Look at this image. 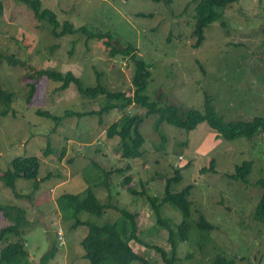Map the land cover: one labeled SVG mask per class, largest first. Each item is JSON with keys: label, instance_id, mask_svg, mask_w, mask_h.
Here are the masks:
<instances>
[{"label": "rangeland", "instance_id": "obj_1", "mask_svg": "<svg viewBox=\"0 0 264 264\" xmlns=\"http://www.w3.org/2000/svg\"><path fill=\"white\" fill-rule=\"evenodd\" d=\"M38 1L55 12L61 24L69 21L76 28L109 33L113 48L104 44L105 39L88 38L81 28L57 37L31 7L18 0H0V87L14 94L10 112L0 114V177L15 158L26 156L40 160L42 181L33 193V181L17 180V193L32 194L18 199L0 180V205L27 211L31 225L24 238L30 264H38L54 244L58 252L51 264H91L81 244L88 227L76 226L75 219L64 220L57 204L60 196L89 188L100 204L110 207L102 216L82 213L80 219L103 224L118 220V210L138 214L143 242L132 240L130 247L153 263L166 264L151 247L159 245L171 254L169 231L159 222L149 197L161 204L166 182L176 172L182 180L172 185L173 193L193 187L192 227L189 238L177 245L176 264H211L218 254H226L235 264H264V224L255 219L262 196L258 182L264 179L263 131L252 138L228 140L206 121L192 130L167 123L157 130L152 115L141 126L145 155L124 159L119 137L106 135L107 126L121 116L120 110L103 113L100 122L96 113L65 115L66 111H99L105 97L93 100L82 96L74 84L59 90L62 83L30 78L40 70L72 72L86 88L101 84L107 91L130 96L134 64L128 55L111 52L133 45L151 65L148 94L160 105L203 110L209 96L225 121L264 117V0H239L222 10L197 48L193 30L199 0ZM11 55L17 66L5 61ZM32 83L34 94L29 100ZM37 111L50 112L60 120ZM146 111L137 106L127 109ZM248 161L253 168L247 183L230 178L236 167ZM103 171L112 173L104 177ZM126 177L131 178L129 184L124 183ZM128 187L138 194L129 193ZM161 215L173 227L183 220L170 204L161 208ZM200 217L214 228L200 230ZM7 242L0 241V251Z\"/></svg>", "mask_w": 264, "mask_h": 264}, {"label": "trees", "instance_id": "obj_2", "mask_svg": "<svg viewBox=\"0 0 264 264\" xmlns=\"http://www.w3.org/2000/svg\"><path fill=\"white\" fill-rule=\"evenodd\" d=\"M23 4L31 7L34 11V16L38 20H46L53 28V34L61 37L68 33H76L80 28L87 34L88 38H96L99 40L105 39L104 44L107 47L112 46L111 35L102 31H94L86 26L76 28L69 21L63 24L57 18L54 11L48 8H42L38 0H18ZM162 2L164 0H153ZM169 1V0H168ZM239 2V0H199L195 11V24L193 33L196 36L194 47H200L205 40V29L212 23L218 21L222 16V10H225L229 5ZM61 28V30H60ZM128 55L134 64L133 87L134 92L128 96L124 92L107 91L101 84L96 87L86 88L82 81L77 78L72 72L62 73L57 71L40 70L34 75H31L32 80L36 78L46 77L55 82L62 83L59 90L69 88L71 84L77 87L78 92L90 99H97L99 96L105 97L104 105L99 111L78 112L66 111V116H85L99 114V117L108 111L120 110L121 116L111 122L106 128V135L109 138L114 136L119 137V152L124 159H136L145 155L144 145L146 136L141 132V126L146 119L152 115L156 116L155 128L160 130L165 123L172 124L178 128L192 130L203 121H206L219 136H223L228 140L239 137L252 138L259 132H264V117H255L251 120H231L225 121L224 118L217 112L212 105V100L206 96L203 110H183L176 105L162 106L158 102L152 100L148 94L150 80L153 77L151 65L143 58L139 57L136 48L133 45H126L124 48L113 50ZM3 55L0 54V64L2 63ZM5 61L12 66H17L18 60L11 55L6 57ZM30 97L34 94V83L30 85ZM14 94L3 90L0 87V114L7 115L10 112ZM137 106L147 110L145 113H129L127 109ZM2 108V110H1ZM37 114L46 118H53L56 121L60 117L53 115L50 112L37 111ZM101 117L99 118V122ZM163 140L166 136L163 133ZM214 161L212 162V164ZM98 167V166H97ZM214 166L211 167L213 170ZM253 168L252 162H244L242 165L235 168L234 174L230 178L240 180L247 183V178L251 174ZM40 170V160L36 157H18L15 158L7 171L3 172L0 180L3 184L12 189L18 199L30 198L32 194L24 196L17 193L16 182L19 179L33 181V193L36 191L42 182L38 179ZM205 170V169H203ZM115 172H122L121 169ZM112 171H103L104 177L110 175ZM131 178H124V183L129 184ZM182 177L179 172H176L174 178H169L166 182V193L161 204H157L156 199L151 198L154 207L159 216V222L169 231V240L171 242V254L159 245H152L151 248L157 249L164 258L166 264H176L177 245L179 241H186L189 238V232L192 227V211L189 197L193 189L188 186L181 192L173 193L172 185L181 182ZM262 188L261 199L255 209V219L264 224V179L258 182ZM131 194H138L135 189L127 188ZM59 211L64 220L75 219V225H85L88 227L86 236L81 241L82 247L85 250L84 258L89 260L91 264H159L153 263L144 256L137 254L130 247V241L135 240L143 242L139 237V221L138 214H132L125 210H118L120 218L113 222H105L98 224L89 220L80 219L82 213H88L92 216H102L104 209L109 205L100 204L99 199L92 189H87L81 194H64L57 199ZM170 204L175 209L179 210L183 215V220L175 227L172 226L170 219L162 217L161 208ZM0 220L4 225L0 227V241H8L5 247L0 251V264H30L29 252L26 249V240L24 235L31 225V220L28 218L27 211L21 207L14 205H0ZM197 226L202 231H210L214 225L209 223L204 217L199 218ZM16 238L12 240L10 238ZM58 247L56 244L46 254H44L38 264H51L57 255ZM211 264H235L233 259L226 254H218Z\"/></svg>", "mask_w": 264, "mask_h": 264}, {"label": "built area", "instance_id": "obj_3", "mask_svg": "<svg viewBox=\"0 0 264 264\" xmlns=\"http://www.w3.org/2000/svg\"><path fill=\"white\" fill-rule=\"evenodd\" d=\"M60 237H61V239H62V235L60 234Z\"/></svg>", "mask_w": 264, "mask_h": 264}]
</instances>
